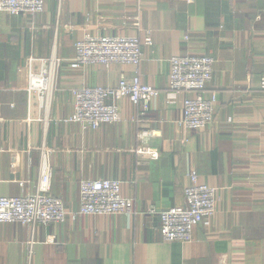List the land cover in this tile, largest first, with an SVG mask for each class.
<instances>
[{
  "label": "crops",
  "instance_id": "0c3cea01",
  "mask_svg": "<svg viewBox=\"0 0 264 264\" xmlns=\"http://www.w3.org/2000/svg\"><path fill=\"white\" fill-rule=\"evenodd\" d=\"M144 31L152 44H141L138 68L69 67L86 34L142 40ZM53 47L62 63L43 120L28 78ZM174 56L214 60L204 97L214 94L216 104L205 130L187 132L176 122L192 94L167 89ZM135 75L159 92L147 107L109 98L121 122L86 131L64 122L72 89L114 88ZM263 78L264 0H45L32 17L0 13V198L34 192L45 146L52 150L49 193L69 214L79 209L84 180L120 181L122 195L134 200L131 216L68 215L39 226L30 252L27 226L0 223V264H219L222 255L229 264H264ZM142 131L151 133L143 142ZM141 146L158 159L140 158ZM191 172L216 190L214 215L193 228L189 243L166 242L148 210L183 205Z\"/></svg>",
  "mask_w": 264,
  "mask_h": 264
},
{
  "label": "built area",
  "instance_id": "2783aa9c",
  "mask_svg": "<svg viewBox=\"0 0 264 264\" xmlns=\"http://www.w3.org/2000/svg\"><path fill=\"white\" fill-rule=\"evenodd\" d=\"M61 0H58L60 5ZM45 0H0V13L7 15H26L29 17L44 11ZM138 27L137 24H135ZM141 44L151 46L149 31L139 36H93L84 35L74 44V57L69 62L71 69L77 70L87 66L112 65L133 66L138 68L143 54ZM32 61V60H30ZM41 68L37 74H29V91L37 95L42 119L49 118L53 95L58 86V73L62 60L54 52L49 58L39 60ZM169 74L167 89L172 93L186 92L192 94L183 102L178 126L187 132L205 130L213 122L216 96L205 98L204 93L213 76L214 60L211 57L174 56L168 60ZM264 89V78L260 82ZM72 115L65 120L75 123L84 131L96 130L101 125H113L121 122L118 106L107 103L126 99L135 106L147 107L158 95V91L141 82L135 75L131 80L120 79L114 88L81 86L71 90ZM142 113L140 117H142ZM138 121L137 118L131 120ZM231 123L230 118L227 119ZM151 133L142 131L138 139L144 141ZM40 153L39 176L34 192L22 197L0 198V223H17L30 229L29 252L34 245V234L39 226L62 224L68 215L78 216H113L133 214L134 200L122 195V182L116 180H84L80 183L79 209L76 213L65 211L62 201L50 195L51 151L45 146L38 149ZM140 158L157 160L159 155L154 149L141 146L136 150ZM189 182L184 188V203L166 211L156 212L159 220V233L166 242L178 241L189 243L194 227L206 223L215 212L216 190L198 181L195 173L188 175ZM21 186L23 183L20 184ZM263 188H264V154H263ZM49 242H52L48 240ZM219 264H229L227 255H222Z\"/></svg>",
  "mask_w": 264,
  "mask_h": 264
}]
</instances>
